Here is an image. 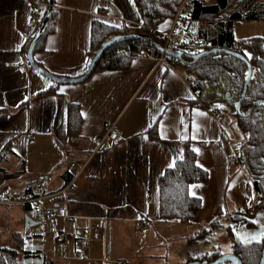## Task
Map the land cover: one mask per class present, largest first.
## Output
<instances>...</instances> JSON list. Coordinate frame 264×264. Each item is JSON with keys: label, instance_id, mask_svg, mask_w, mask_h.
Segmentation results:
<instances>
[{"label": "crops", "instance_id": "1", "mask_svg": "<svg viewBox=\"0 0 264 264\" xmlns=\"http://www.w3.org/2000/svg\"><path fill=\"white\" fill-rule=\"evenodd\" d=\"M189 6L184 0L157 35L170 31L176 18L196 22ZM47 9L35 0H0V150L11 149L9 160L0 161V193L26 201L54 195L71 182L76 191L67 202L48 200L46 214L35 217L30 204L0 205V248L13 249L19 235L22 264H79L80 257L130 264L169 228L189 225L198 236L215 221L222 228L224 220L250 214L261 198L243 162L230 164L248 134L226 103L229 94L209 89L201 99L211 95L215 102L204 107L186 72L154 56L134 58L125 70L93 72L78 84H57L31 67L23 74L17 64L38 33L28 23L37 15L41 25ZM54 9V31L39 42L34 61L58 77L77 78L88 70L94 22L143 28L135 0H56ZM70 106L82 116L76 135L69 133ZM213 110L223 114L219 123ZM108 123L116 125L120 140L99 147L92 138L103 136ZM188 147L198 149L196 164L208 173L205 183L189 186L201 208L191 224L167 222L160 217V179ZM62 232L90 236L82 248H66L56 243ZM201 246L191 245L189 257L203 252Z\"/></svg>", "mask_w": 264, "mask_h": 264}, {"label": "trees", "instance_id": "2", "mask_svg": "<svg viewBox=\"0 0 264 264\" xmlns=\"http://www.w3.org/2000/svg\"><path fill=\"white\" fill-rule=\"evenodd\" d=\"M52 1L53 3L56 2V0ZM183 1L135 0L136 8L143 21V28L128 26L114 28L94 22L90 58L92 59L96 50L104 42L117 36L146 34L152 37L157 44L163 46L164 41L158 37L157 29L167 19H173L177 16ZM261 2L263 1L217 0L215 4L211 5L190 2L189 6L191 21H196L202 25L199 37L209 41V50L219 48L236 51L244 55L252 66V80L247 90V96L241 106L242 113L251 111L256 102H264V44L263 41H255V39V42L248 40L236 42L234 27L244 21H264V2ZM48 11L49 6L46 15ZM46 15L43 17L41 25ZM56 16L57 11L53 8L46 32L40 43L54 31ZM41 25H39V28ZM29 46L30 44L26 47V50ZM141 56L157 57L160 56V53L151 47L149 41L130 40L119 42L104 53L94 72L125 70L134 58ZM165 59L170 65L182 68L189 78L192 79L193 90L200 91L198 99H201L203 94L209 89L216 88L224 89L229 94V97L235 101H238L243 93L248 65L231 55L220 53L204 57L199 61L192 60L187 56L182 60L167 56H165ZM229 72L233 73L232 77L229 76ZM212 98L211 95H207L205 100H200L203 103L201 105L210 108L215 102ZM234 117L240 128L248 134L247 140L237 146L239 159L254 179L256 190L261 198L253 214H238L234 217L239 222L247 221L249 224L261 211H264V106L255 107L248 117L239 116L236 112H234ZM81 123L80 110L78 107H74L71 109L69 133L72 135L78 134ZM207 180V171L197 166L196 154L188 147L185 157L178 161L174 168L167 169L164 176L160 179L161 219L167 222L178 221L181 224H191L201 208V200L190 195L189 186L193 183H205ZM220 222H213L210 229L213 230L215 227H219ZM225 234L230 237L233 245L236 244L237 255L243 264H260L264 243L242 246L236 243L233 228L230 226L226 227ZM195 238L191 240V242L194 241L193 244L197 242ZM21 239L19 235L15 236L13 249L0 248V264H22L19 261V252L22 250ZM219 256L221 255L218 253H201L197 251L194 255L188 257L186 261H199L203 264L205 260L212 262Z\"/></svg>", "mask_w": 264, "mask_h": 264}, {"label": "built area", "instance_id": "3", "mask_svg": "<svg viewBox=\"0 0 264 264\" xmlns=\"http://www.w3.org/2000/svg\"><path fill=\"white\" fill-rule=\"evenodd\" d=\"M188 2H198L204 5L215 4L217 0H186ZM37 6L45 5L46 0H35ZM39 17L37 15L32 16L30 19L28 26L31 29L38 30L39 26ZM38 26V27H37ZM199 24L197 22H193L190 24H183L175 19L173 26L170 31L165 34L158 35L164 41V49L168 51H177L183 52L189 56L202 54L210 49L209 41L202 39L199 37ZM157 59L161 63H168L165 59V55L157 56ZM18 70L26 74L30 69V64L28 62V57L25 55L21 58V60L17 64ZM229 76H233L232 72H229ZM191 84L192 81H191ZM194 91V90H193ZM195 98H199L200 91H194ZM213 119L215 122H220L223 118V114L218 110H213ZM29 136H33V132H29ZM120 140V132L115 124L108 123L106 125V133L101 137L92 138V142L96 143L99 147L106 143H116ZM11 156L10 147H6L0 150V161H8ZM239 158L237 156L232 157L230 159V164L232 166H236L239 164ZM80 170L79 173L80 174ZM76 191L75 182L69 183L64 189L60 192L51 195V196H41L35 199H30L26 201L20 200L16 194L12 192H1L0 193V205H12V204H30L31 209L28 212L29 216L35 217L37 215L46 214L47 209V201L50 200L52 204L59 203L60 201L67 202L71 197L74 196ZM260 200L257 199V202ZM256 210V207H251L249 210L250 214H253ZM54 215H49L50 219H54ZM138 227H142V224H139ZM98 231V230H97ZM90 233H81L79 236L75 238H71L66 233H60L56 238V243L63 245L64 247H69L71 245H76L77 247L82 248L89 238ZM105 262L109 263L110 259L105 258ZM121 264V263H119Z\"/></svg>", "mask_w": 264, "mask_h": 264}, {"label": "rangeland", "instance_id": "4", "mask_svg": "<svg viewBox=\"0 0 264 264\" xmlns=\"http://www.w3.org/2000/svg\"><path fill=\"white\" fill-rule=\"evenodd\" d=\"M260 1L264 2V0ZM234 37L236 42L245 40L254 41L255 39V41H263L264 44V21H244L236 24L234 27ZM223 223L224 226L222 228L215 227L214 230H206L205 232H201V235L197 237L195 236V231L189 225H183L181 227L184 228H181V231L176 230L175 232L170 228L169 230L166 228L167 231L165 230V233H161L158 242L157 239H153V246L149 247V249H144L136 259V262L130 264H185L190 254L187 250H190L191 245H193L194 241L191 242V239L194 237H196L195 241L199 245H202L201 248L204 249L205 253L221 252L224 255L230 254L232 243L229 238L224 237V229L225 226L231 225L232 222L225 220ZM194 248L196 250L198 247L194 246ZM90 261L94 262V264L103 263L100 257L94 259L90 257L87 261L81 260L80 257L78 263L90 264ZM104 263L110 264L105 262V258Z\"/></svg>", "mask_w": 264, "mask_h": 264}, {"label": "water", "instance_id": "5", "mask_svg": "<svg viewBox=\"0 0 264 264\" xmlns=\"http://www.w3.org/2000/svg\"><path fill=\"white\" fill-rule=\"evenodd\" d=\"M46 2L49 6V11H48L39 31L37 33L34 41L32 42V44L29 48L27 57H28V62L30 64L31 68H33L34 70H36V71L42 73L43 75L47 76L50 80H52L53 82H55L57 84H78V83L84 82L85 80H87L92 75V73L94 72L95 67L99 63L101 57L104 55V53L109 48H111L112 46H114L115 44H117L119 42L130 41V40H141V41H145V42L149 41L151 47H153L157 52H159L161 55H165V56L173 58V59L182 60L184 57L187 56V57H190L192 60L199 61L200 59L207 57V56H210V55L225 53L227 55H231L237 59L244 61L248 65V73H247V78L245 81L243 93H242L240 99L235 103L232 102L231 99H229V96H226L225 97L226 103L228 105H230L239 116H249V115H251L255 106L264 105L263 101H258L255 103L253 109L251 111H249L248 113H242L241 112V106H242L244 99L247 96V90H248V87L250 85V82L252 80V75H253V70H252L251 64L249 63L247 58L244 55H242L241 53H238V52L232 51V50L215 48L212 50H208V51H206L202 54H199V55L189 56L183 52L165 50L163 46L157 44L152 37H150L146 34H132L129 36H117V37H114V38L107 40L96 50L94 56L92 57V59L90 61V65H89L88 70L86 71L85 74H83L80 77L64 78V77H58V76L52 75V74L46 72L45 70L41 69L39 66H37L35 61H34V52L36 50L37 45L39 44L43 35L46 32L48 22H49L51 13H52L53 8H54V3L52 0H46ZM26 221L27 222L30 221L28 217L26 218ZM252 223L257 224L258 221L253 219ZM225 263L242 264V261L237 256H235L234 254H226V255H222L219 259L214 261L212 264H225ZM187 264H201V262L195 261V262L187 263ZM204 264H208V263L204 262ZM260 264H264V248L262 251V258H261Z\"/></svg>", "mask_w": 264, "mask_h": 264}, {"label": "flooded vegetation", "instance_id": "6", "mask_svg": "<svg viewBox=\"0 0 264 264\" xmlns=\"http://www.w3.org/2000/svg\"><path fill=\"white\" fill-rule=\"evenodd\" d=\"M234 101V103L235 102H237V101H235V100H233ZM260 106V105H259ZM262 106H264V105H262ZM255 107H257V106H255ZM235 112V111H234ZM253 112V111H252ZM250 116V115H249ZM245 117H248V116H245ZM259 177H261V175H259ZM259 217V219H257ZM257 218H253V219H255V220H257L258 221V223L257 224H253V223H249L248 224V222L247 221H240L239 222V220L238 219H236V218H233L232 220H231V222H232V224L231 225H227L228 227L230 226V227H232L233 228V233H234V237H235V241H236V243H238V244H240V245H242V246H246V245H251V244H253V243H258V244H262V243H264V237H261L259 234H261V233H264V211H261V213H260V216H257ZM252 219V220H253ZM227 226H225V229H224V233L226 232V227ZM216 228H220V227H216ZM214 230V229H213ZM249 235H256L257 237H258V239L257 240H242V239H240L239 237H245V236H249ZM224 237L225 238H229L230 239V237H228V236H226V234H224ZM237 239V240H236ZM231 243H232V241H231ZM236 245V244H235ZM235 245H233V243H232V251H231V253L230 254H234L235 256H237L238 257V255H237V252H236V246ZM201 253H205L204 251L203 252H201ZM212 253H218V254H220L221 256L222 255H224V254H222L221 252H212ZM221 256H219L217 259H219ZM239 258V257H238ZM216 259V260H217ZM240 259V258H239ZM215 260V261H216ZM192 262H195V261H191V262H185V264H187V263H192ZM204 262H207L208 264H212L214 261H212V262H209L208 260H205ZM204 264V263H203ZM225 264H227V263H225ZM228 264H230V263H228ZM243 264V263H242Z\"/></svg>", "mask_w": 264, "mask_h": 264}, {"label": "snow or ice", "instance_id": "7", "mask_svg": "<svg viewBox=\"0 0 264 264\" xmlns=\"http://www.w3.org/2000/svg\"><path fill=\"white\" fill-rule=\"evenodd\" d=\"M61 91H63V89H61ZM219 107H223L222 105ZM194 151H198V149H194ZM261 237H264V233L260 234ZM242 240H257L258 237L256 235H249V236H245V237H239ZM210 255V254H209Z\"/></svg>", "mask_w": 264, "mask_h": 264}]
</instances>
